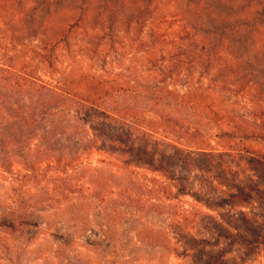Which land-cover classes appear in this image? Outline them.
<instances>
[{
  "label": "rangeland",
  "instance_id": "rangeland-1",
  "mask_svg": "<svg viewBox=\"0 0 264 264\" xmlns=\"http://www.w3.org/2000/svg\"><path fill=\"white\" fill-rule=\"evenodd\" d=\"M105 1L108 5H104L103 0H69L60 3L59 7L73 9L89 4L94 9L105 6L117 10L116 21L112 25V40L118 44L114 51L108 48L103 51L104 54L111 55V58H119L117 55H120L121 65L115 67L114 72H125L131 78L136 70L153 68L150 65V53H158L159 56L173 52L166 45L159 46L157 50L151 48L153 38L150 37V23L154 24L158 20L170 23L174 16L177 17L176 21L188 26L190 23H197V34H193L191 40L195 39L198 44L199 41L214 42V50L207 60L211 66L206 64L205 53L201 51L204 58L196 66L193 65L191 69L181 67L184 71L188 68L191 74L194 72L193 83L185 84L182 79L178 90L204 94L217 115L225 116L232 122L243 121L248 126L256 127L263 134V139L250 140L247 145L264 154L263 5L257 0ZM53 9L54 12H60L57 6ZM164 13L166 18L162 20ZM38 15L41 16V13ZM222 17H228V21L223 23ZM209 19L213 22L212 27L207 25ZM61 20L56 19L58 22ZM238 20H242V23H238ZM107 26L108 24H104L103 33ZM101 34L99 30V35ZM99 35L88 39L82 33L75 41L79 45H88L87 41H91L90 48L95 49ZM191 40L188 41L189 44ZM31 43H36L35 38ZM184 44L188 45L186 40ZM87 53L90 54L91 51ZM228 59L231 60L229 63ZM105 66H108L107 61L101 59L97 71ZM156 67H163V64L156 63ZM57 69L58 72L42 69L41 77L50 81L63 70V66ZM149 81L147 80L148 83ZM128 82L132 83L130 79ZM182 114L195 122V117L186 112ZM189 123H180L173 129L175 139L180 143L185 142L184 132L188 130ZM202 127L203 138L209 140L215 153L221 155L220 158H214L213 165L206 164L201 156L197 157L195 165L186 167L174 159L170 168H167V177L153 169L143 168L141 164L129 168L121 176L112 174V177L107 171H99L97 174L86 169L73 171L68 180L70 184L65 182L64 193L46 192L47 187L49 189L55 186L56 182L52 184L46 180L48 184L43 183L44 188H41V184H33L29 198L34 202L40 200L41 203L31 208L28 216L13 209L9 184L13 174L23 173V169L27 167L25 156L28 154L25 150L19 152L16 149L0 155L4 157L3 165L7 166L6 174L0 178V264H206L212 255L219 254L224 248L230 250L216 264H264V181L248 169L244 172L241 168H236L237 162L231 160L228 152L231 148L241 150V146L236 148L233 141L220 140L216 137L217 131L214 128ZM156 130L162 129L156 127ZM113 134L117 139L119 133ZM113 134H105L102 141H110L109 137ZM121 134L124 138L122 132ZM73 137L72 141L65 143L69 152L81 154L85 165L101 169L104 167L101 160L114 159L109 153L97 151V145L93 148L88 141H81L79 136ZM148 140L149 155L150 147L157 151V146L160 151L167 152L166 156L174 155L173 147L160 146L158 144L161 143H150V138ZM148 142L145 141V144ZM243 152L247 153L246 150L241 151L239 159L252 156ZM121 155L123 159L131 158L123 156L122 152L116 153L114 157L120 158ZM31 156L29 160L33 161L34 154ZM160 182L168 184L176 198L166 200L165 194L158 190L162 187ZM95 183L97 188L95 186L91 189ZM20 184L17 181L14 185ZM191 191L195 193L191 195ZM235 192L243 196V204L236 199L231 200ZM80 197L105 198L101 207L98 205L99 208L90 212L93 228L88 233L83 236L73 235L71 230L61 224L47 227L45 210L57 207L65 199ZM147 199L149 202L144 206ZM106 205L117 206L126 214V218L117 226L120 240L114 246L109 245L102 235L104 226L101 209ZM25 217L29 219L26 222ZM209 219L224 225L223 231L239 234L245 239V244H235L229 248L231 240L224 238L213 224H208ZM140 228L149 237L158 240L156 247L140 243L136 239ZM191 238L196 239V242L191 241Z\"/></svg>",
  "mask_w": 264,
  "mask_h": 264
},
{
  "label": "trees",
  "instance_id": "trees-1",
  "mask_svg": "<svg viewBox=\"0 0 264 264\" xmlns=\"http://www.w3.org/2000/svg\"><path fill=\"white\" fill-rule=\"evenodd\" d=\"M65 1L69 0L0 1V155L16 149L19 152L25 150L28 154L25 156L27 167L23 173L13 174L9 183L14 210L28 216L31 208L39 206L40 200L34 202L29 198L33 184H41V188H44L43 183L48 184L46 180L52 184L56 182L55 186L47 187L46 192L64 193L65 182L70 184L68 180L73 171L86 169L96 174L107 171L112 177V174L121 176L129 168L141 164L143 168L153 169L167 177V168H170L174 159L186 167L195 165L197 157L201 156L206 164L213 165L214 158H220L221 155L215 153L209 140L203 138V125L205 128H214L220 140H231L236 148L241 146V150L231 148L227 151L231 160L237 162L236 168L244 172L248 169L264 181V154L247 145L250 140L263 139V134L243 121L232 122L225 116L217 115L204 94L178 90L182 79L185 84L193 83L194 72L191 74L188 70L203 60L201 51H204L205 62L209 65L207 60L215 47L211 41H199L198 44L195 39L191 40L192 35L197 34V23L188 26L176 21V16L172 17L173 22L170 23L161 20L155 21L156 24L150 23V37L153 38L151 48L157 50L159 46L166 45L173 52L159 56L158 53H150V65L153 68L136 70L131 78L125 72H114V68L121 65L120 55L116 54L119 58H111L103 51L107 48L114 51L118 44L112 40V25L116 21L117 10L105 6L94 9L89 4L73 9L59 7ZM257 1L264 8V0ZM103 3L108 5L105 0ZM54 6L60 12H54ZM58 18L62 20L56 21ZM165 18L166 13L162 15V20ZM222 18L223 23L228 21V17ZM212 23L209 19L207 25L212 27ZM238 23L241 24L242 20H238ZM104 24H108L105 33ZM80 33L88 36V39L99 35L95 49L90 48L91 41H87L88 45L76 42ZM34 38L36 43H31ZM185 40L188 45L184 44ZM88 51L91 53L88 54ZM101 59H105L108 66L97 71ZM230 61L228 59V63ZM156 63H162L163 67L157 68ZM59 66H63V70L55 78L47 81L41 77L42 69L58 72ZM181 67L189 69L185 68L184 71ZM182 112L195 117V122ZM188 122V130L184 132L185 142L180 143L175 139L173 129L180 123ZM156 127L162 130L157 131ZM110 132L119 133L117 139L113 134L109 135L110 141H102V136ZM75 135L81 141H88L93 148L97 145V151L109 153L114 159L101 160L104 166L101 169L85 165L81 154L69 152L65 143L72 141ZM145 137L150 138V143L155 141L161 143L158 144L160 146L173 147L174 155L166 156L167 152L160 151L159 146L157 151L150 147L149 155V138ZM145 141L148 143L145 144ZM245 150L247 153L244 154L252 156L239 159V153ZM120 152L131 158L123 159L122 155L121 159L114 157ZM32 154L33 161L29 160ZM0 162V178H3L7 169L3 165L4 157H0ZM107 167L110 168L106 170ZM17 181L21 184L15 186ZM160 184L162 187L158 190L165 194L166 200L176 198L168 184ZM95 186L97 188L96 183L91 189ZM194 193L191 191V195ZM103 197L102 200L95 197L65 199L57 207L44 211L47 227L61 224L71 230L73 235H85L93 228L90 212L99 208L105 200ZM235 199L243 204V196L237 192L231 196V200ZM148 202L149 199L144 202V206ZM101 212L104 226L102 235L109 245L114 246L120 240L117 226L126 218L125 211L117 206L106 205ZM25 218V222L29 220ZM209 220L208 224H213L224 238L231 240L229 248L235 244H245V239L239 234L225 232L224 225ZM23 225L26 226V223L23 222ZM136 239L153 247L158 242L156 238L149 237L143 228L136 233ZM190 240L196 242V239ZM229 250L224 248L219 254L212 255L206 264H216Z\"/></svg>",
  "mask_w": 264,
  "mask_h": 264
}]
</instances>
